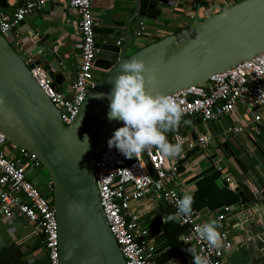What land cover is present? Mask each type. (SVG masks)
I'll return each mask as SVG.
<instances>
[{
  "label": "water",
  "instance_id": "95a60500",
  "mask_svg": "<svg viewBox=\"0 0 264 264\" xmlns=\"http://www.w3.org/2000/svg\"><path fill=\"white\" fill-rule=\"evenodd\" d=\"M170 1L128 0L129 11L106 16L105 21L93 18V68L101 74L69 125L61 122L29 72L33 65L39 66L51 79L52 88L60 90L63 47L54 39L36 46L31 53L38 58L25 65L13 44L0 34V131L8 143L33 153L48 175L51 191L41 193L51 197L59 264H125L99 205L94 177L99 153L122 122L109 119L107 97L113 87L108 80L120 71V63L143 59L146 69L155 68L158 78L154 89L147 83L146 88L153 94H171L200 85L211 75L264 52V0H239L202 18L194 15L186 26L126 55L139 19L155 18L158 5ZM94 93L105 96L95 98ZM261 148L264 152V145ZM247 173L255 175L243 169L231 179L239 205L235 216L230 214L224 221L229 228L245 231L252 245L260 242L264 247V240L256 237L258 226L264 228V171L262 178L255 175L252 184ZM259 251V256H250L249 264L264 260L263 250Z\"/></svg>",
  "mask_w": 264,
  "mask_h": 264
},
{
  "label": "built area",
  "instance_id": "2783aa9c",
  "mask_svg": "<svg viewBox=\"0 0 264 264\" xmlns=\"http://www.w3.org/2000/svg\"><path fill=\"white\" fill-rule=\"evenodd\" d=\"M50 1L53 0L24 1L8 17L0 12V34L10 32L25 15L32 10L41 9ZM54 1L65 4L77 15L75 26L80 41L79 61L67 95L52 88L51 79L39 66L33 65L29 72L58 111L61 122L69 125L87 91L95 83V77L92 75L96 53L93 33L95 23L90 0ZM189 1L197 8L201 0ZM138 25L136 36L141 34L142 22L139 21ZM22 60L25 65L33 61L28 56ZM169 95L182 101L186 111L182 118L193 117L202 122H219L229 117L231 122L225 126L224 133L241 134L243 127L248 125L247 122L264 123V52L211 75L200 85L190 86ZM121 126L123 122L118 127ZM111 136L94 163L99 205L125 264H149L153 245L147 241V229L128 211L129 203L151 193L160 198L168 206L170 213L174 214L177 211L175 199L180 197L176 189L177 162L166 158L156 148L142 152L138 159H128L115 147L109 148L108 140ZM177 137L183 142L184 150H202L211 144L208 134H197L193 139H189L180 131L174 132L173 143H176ZM5 144L10 143L0 131V220L11 221L16 216L26 219L40 235L45 264H59L56 220L53 210L49 208L51 197L41 193L42 190L50 192L51 185L49 182L35 184L28 178V172L40 171L42 165L33 153L19 147L14 146L15 153L7 154L3 149ZM246 179L252 184L256 182L257 177L247 173ZM254 205L257 206L258 203ZM234 209L236 207L223 206L214 218L221 225L218 230L223 236V247L220 249L210 248L196 238L194 229L204 222L197 219L193 209L191 215L184 217V222L179 223L186 228L184 240L195 245L198 252L202 251L208 256L211 264H227L224 255L232 247V241L225 228L224 217L226 212H232ZM256 237L263 241L264 230L257 233Z\"/></svg>",
  "mask_w": 264,
  "mask_h": 264
},
{
  "label": "crops",
  "instance_id": "0c3cea01",
  "mask_svg": "<svg viewBox=\"0 0 264 264\" xmlns=\"http://www.w3.org/2000/svg\"><path fill=\"white\" fill-rule=\"evenodd\" d=\"M24 1L27 0H0V12L8 17ZM237 1L239 0H201L197 8L189 0H171L167 5H158V16L153 19H139L142 22L141 34L134 35L124 53L130 54L142 45L186 26L194 15L202 18ZM128 6V0H90L93 18L104 21L108 19L106 16L113 18L118 12L129 11ZM76 19L77 15L65 4L53 0L41 9L32 10L18 26L4 34L21 58L28 56L32 60L37 59V54L31 53L34 48L46 46L53 39L56 45L63 47L62 63L65 68L59 71L62 74L59 91L65 96L79 61L80 41L75 26ZM100 74V70L92 69L95 78ZM183 120L192 121V125L185 126ZM229 122V117L219 122H202L193 117L182 118L175 132L180 131L189 139L197 134H208L211 144L202 150H184L181 158L166 157L176 160V189L180 196L185 191L193 195L192 209L201 222L214 219L223 206L238 207L239 198L231 183L233 176L241 174L244 169L246 172L251 170L258 178H262L264 171V152L261 151V146L264 145V123L247 122L248 125L243 127L241 134H225L224 128ZM173 133L166 134L171 143ZM3 149L7 154L16 151L11 144H5ZM28 178L35 184H45L40 171L28 172ZM257 206L259 207V203ZM128 211L147 229V241L153 245L149 264H193L192 255L185 251L192 244L182 241L186 228L176 220L164 222L162 217L170 211L160 198L147 193L144 197L130 202ZM230 214L235 216L236 213L234 210L226 212L224 218H228ZM225 228L232 241V247L224 255L227 264H249L250 256H259L261 249L264 255L263 245L260 242L252 245L253 239H248L245 231L239 232L227 226ZM263 230L259 225L258 233ZM248 247L250 252H247ZM0 264H45L40 235L32 224L20 216L11 221L0 220ZM257 264H264V260Z\"/></svg>",
  "mask_w": 264,
  "mask_h": 264
},
{
  "label": "clouds",
  "instance_id": "9594fccd",
  "mask_svg": "<svg viewBox=\"0 0 264 264\" xmlns=\"http://www.w3.org/2000/svg\"><path fill=\"white\" fill-rule=\"evenodd\" d=\"M120 71L110 77L108 83L113 85L107 94L110 100L108 117L123 122L108 140L109 148L115 147L126 158H139L140 154L152 148L158 149L169 158L182 157L183 142L176 138V143L168 140L167 133L175 132L186 114L182 101L178 98L160 92L149 91L146 83L154 89L158 84L155 68L146 69L145 62L140 58L124 60L120 63ZM149 71L147 77L145 72ZM95 98H103L104 93H94ZM3 100L0 98V103ZM185 126H191L192 121L183 120ZM194 197L190 192H183L175 199L177 211L163 217L164 222L176 220L184 222V217L191 215ZM221 225L215 219H210L194 229L196 238L205 242L210 248L223 247V236L218 230ZM188 243L187 240H182ZM193 257V264H211L210 258L197 250L195 245L186 248Z\"/></svg>",
  "mask_w": 264,
  "mask_h": 264
},
{
  "label": "rangeland",
  "instance_id": "374dc122",
  "mask_svg": "<svg viewBox=\"0 0 264 264\" xmlns=\"http://www.w3.org/2000/svg\"><path fill=\"white\" fill-rule=\"evenodd\" d=\"M40 173H41L42 176H43V181H44L45 183H47V182L49 181V179H48V175H47V173L45 172V170H44L43 168L40 169Z\"/></svg>",
  "mask_w": 264,
  "mask_h": 264
},
{
  "label": "trees",
  "instance_id": "16d2710c",
  "mask_svg": "<svg viewBox=\"0 0 264 264\" xmlns=\"http://www.w3.org/2000/svg\"><path fill=\"white\" fill-rule=\"evenodd\" d=\"M49 182V181H48Z\"/></svg>",
  "mask_w": 264,
  "mask_h": 264
}]
</instances>
